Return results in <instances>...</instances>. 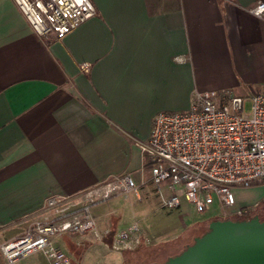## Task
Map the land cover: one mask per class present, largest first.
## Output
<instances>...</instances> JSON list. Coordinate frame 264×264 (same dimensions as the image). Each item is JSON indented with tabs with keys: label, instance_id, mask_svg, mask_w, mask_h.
Here are the masks:
<instances>
[{
	"label": "crops",
	"instance_id": "0c3cea01",
	"mask_svg": "<svg viewBox=\"0 0 264 264\" xmlns=\"http://www.w3.org/2000/svg\"><path fill=\"white\" fill-rule=\"evenodd\" d=\"M92 1L95 14L57 38L37 36L13 0H0V243L22 234L47 197L77 196L90 202L97 236L61 234L56 245L71 264H123L136 251L111 248L116 232L165 234L137 215L158 193L141 150L152 118L188 109L195 91H264V18L251 11L264 0ZM123 173L138 186L128 208L120 190L87 197ZM263 196L237 194L232 209ZM13 264L49 260L35 251Z\"/></svg>",
	"mask_w": 264,
	"mask_h": 264
},
{
	"label": "built area",
	"instance_id": "2783aa9c",
	"mask_svg": "<svg viewBox=\"0 0 264 264\" xmlns=\"http://www.w3.org/2000/svg\"><path fill=\"white\" fill-rule=\"evenodd\" d=\"M40 37L61 38L96 12L92 0H13ZM251 11L264 18V4ZM82 69L88 66L83 64ZM249 101V109L245 104ZM151 182L158 188L162 206L180 205V195L197 212L216 203L223 214L234 211L235 190L264 183V91L246 97L228 90L195 91L186 110L159 111L152 118L147 140L141 143ZM165 187L167 194L161 190ZM120 190L137 193L130 173L113 176L87 190L91 201ZM77 196H49L41 214L19 236L0 243L7 264L41 251L49 264H71L69 255L54 238L61 234L94 233L90 202ZM229 210V211H228ZM244 211V210H243ZM105 233H109L108 230ZM137 224L116 232L110 246L132 250L145 244Z\"/></svg>",
	"mask_w": 264,
	"mask_h": 264
},
{
	"label": "water",
	"instance_id": "95a60500",
	"mask_svg": "<svg viewBox=\"0 0 264 264\" xmlns=\"http://www.w3.org/2000/svg\"><path fill=\"white\" fill-rule=\"evenodd\" d=\"M157 264H264V218H217L176 255Z\"/></svg>",
	"mask_w": 264,
	"mask_h": 264
},
{
	"label": "rangeland",
	"instance_id": "374dc122",
	"mask_svg": "<svg viewBox=\"0 0 264 264\" xmlns=\"http://www.w3.org/2000/svg\"><path fill=\"white\" fill-rule=\"evenodd\" d=\"M251 94H247L246 97H250ZM249 109V101L245 104V110ZM253 190L254 193L248 192ZM164 194H167L166 190H162ZM130 194V193H129ZM156 196L151 197L150 201L145 205L142 210H139L137 214L140 217V223L142 225H148L151 227L152 231L163 230L165 234H158L151 236L150 239L145 240L148 246L158 245L162 242H174L175 246L171 249L174 252L180 251L186 243H190L195 233H198L204 230L206 222L208 219L212 218L210 215L218 216L219 218H230L232 216H237L234 211L223 214L222 209L216 204L213 203L208 212H197L193 205L186 201L182 195H180V205L178 207H165L162 206V198L156 192ZM235 195L240 194L244 197L245 202L251 201L253 196H261L264 194V183H259L252 185L248 188H237L234 192ZM132 198V194L129 195V198L124 195H120L119 200L122 206L128 208L129 200ZM253 205L241 206V212L243 210L251 209ZM264 212V203L262 205ZM229 211V210H228ZM233 218V217H232ZM189 229L190 232H186L185 229ZM195 229L193 232L192 229ZM182 229V230H181ZM154 234V233H153ZM169 237L166 241H160L159 239H164ZM171 237V238H170ZM157 243H154L157 241ZM145 243V244H146Z\"/></svg>",
	"mask_w": 264,
	"mask_h": 264
},
{
	"label": "trees",
	"instance_id": "16d2710c",
	"mask_svg": "<svg viewBox=\"0 0 264 264\" xmlns=\"http://www.w3.org/2000/svg\"><path fill=\"white\" fill-rule=\"evenodd\" d=\"M264 203V196L259 199L254 206L251 209H247L242 211L240 214H236L237 216H232L230 217L231 219H235V220H241V219H249L252 217H258V219H262L264 218V212L262 209V205ZM219 218L218 216L216 217H212L210 219L207 220L206 222V226L204 228V230L195 233V229L193 228L191 232H193L194 230V237L201 235L208 227V223L211 220L217 219ZM185 231L188 233L190 232L189 229H185ZM190 243H186L184 245V247L180 250L182 251L187 245L191 244L193 242V239ZM175 246L174 242H162L159 243L158 245H151L148 246L147 244L141 243L139 246H137L135 249H132L134 251H136L133 255H130L128 257H126L125 261L123 262V264H157V263H161L164 260H166L168 257L176 255L178 252H174L172 251V247ZM126 251H131V250H126Z\"/></svg>",
	"mask_w": 264,
	"mask_h": 264
}]
</instances>
